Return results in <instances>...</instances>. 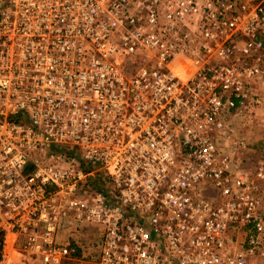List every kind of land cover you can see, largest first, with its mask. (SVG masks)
Listing matches in <instances>:
<instances>
[{"label": "built area", "instance_id": "obj_1", "mask_svg": "<svg viewBox=\"0 0 264 264\" xmlns=\"http://www.w3.org/2000/svg\"><path fill=\"white\" fill-rule=\"evenodd\" d=\"M258 86L264 0H0V264H264Z\"/></svg>", "mask_w": 264, "mask_h": 264}, {"label": "rangeland", "instance_id": "obj_2", "mask_svg": "<svg viewBox=\"0 0 264 264\" xmlns=\"http://www.w3.org/2000/svg\"><path fill=\"white\" fill-rule=\"evenodd\" d=\"M256 90L260 94V101L251 103L247 109H240L237 114L229 115L227 119L229 126L236 127V140L239 142L243 140L246 144V147L239 145L234 150L238 158L244 163L264 160V119L262 120L261 116L256 115V109L264 106V86H258ZM76 238L80 242L86 243L87 252L92 253L95 249L93 244L99 239V232L96 228L78 232ZM7 252L12 254L10 248L7 249Z\"/></svg>", "mask_w": 264, "mask_h": 264}, {"label": "crops", "instance_id": "obj_3", "mask_svg": "<svg viewBox=\"0 0 264 264\" xmlns=\"http://www.w3.org/2000/svg\"><path fill=\"white\" fill-rule=\"evenodd\" d=\"M256 115L261 116L260 118L262 120L264 119V106H261L260 108L256 109Z\"/></svg>", "mask_w": 264, "mask_h": 264}, {"label": "trees", "instance_id": "obj_4", "mask_svg": "<svg viewBox=\"0 0 264 264\" xmlns=\"http://www.w3.org/2000/svg\"><path fill=\"white\" fill-rule=\"evenodd\" d=\"M3 249V232H0V252Z\"/></svg>", "mask_w": 264, "mask_h": 264}]
</instances>
